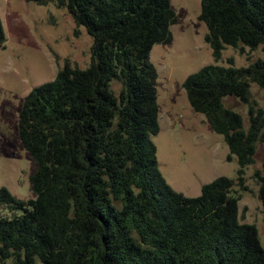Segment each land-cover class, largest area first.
I'll use <instances>...</instances> for the list:
<instances>
[{"label": "trees", "instance_id": "16d2710c", "mask_svg": "<svg viewBox=\"0 0 264 264\" xmlns=\"http://www.w3.org/2000/svg\"><path fill=\"white\" fill-rule=\"evenodd\" d=\"M55 2L92 36L85 68L66 60L54 80L34 87L19 112V133L36 169L34 197L0 188V264H264L255 224L239 220L246 168L264 142V55L237 67L212 63L184 81L191 107L223 135L237 179L219 176L199 196L174 189L159 168L157 43L173 40L172 0ZM199 19L216 61L227 46L264 53V0H202ZM7 40L0 16V47ZM234 96L241 112L225 104ZM264 211V162L254 172Z\"/></svg>", "mask_w": 264, "mask_h": 264}, {"label": "rangeland", "instance_id": "374dc122", "mask_svg": "<svg viewBox=\"0 0 264 264\" xmlns=\"http://www.w3.org/2000/svg\"><path fill=\"white\" fill-rule=\"evenodd\" d=\"M202 0H172L177 23L173 40L157 43L150 60L158 71L157 91L160 132L153 136L159 168L167 182L190 197L199 196L202 185L219 176L237 179V157L228 159L230 149L223 135L214 131L210 120L195 111L183 86L185 79L205 65H248L264 55L261 47L243 51L232 46L216 61L205 41L206 24L199 19ZM0 16L7 40L0 47V188L7 187L22 200L34 197L30 176L36 164L22 144L19 112L25 97L36 86L55 79L66 60L85 68L91 61L92 36L78 27L68 10L55 2L39 4L28 0H0ZM256 107L264 108V89L250 87ZM225 104L241 112L248 126V105L234 96ZM256 162L246 168L249 190L240 192L239 220L255 224L264 246V211L254 172L264 162V142H258ZM0 214H9L0 205ZM2 264H12L6 260Z\"/></svg>", "mask_w": 264, "mask_h": 264}]
</instances>
